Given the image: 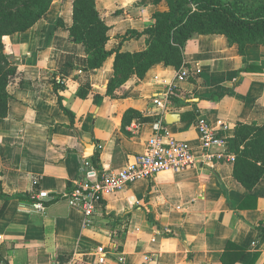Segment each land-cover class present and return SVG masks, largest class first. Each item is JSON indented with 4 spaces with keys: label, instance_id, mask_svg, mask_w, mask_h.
I'll return each mask as SVG.
<instances>
[{
    "label": "crops",
    "instance_id": "crops-1",
    "mask_svg": "<svg viewBox=\"0 0 264 264\" xmlns=\"http://www.w3.org/2000/svg\"><path fill=\"white\" fill-rule=\"evenodd\" d=\"M72 8L73 0H54L33 27L4 37L6 53L22 71L9 87L8 116L0 118V177L6 194L27 193L33 199L39 190L63 193L96 177L94 165L84 168L88 144L95 145L100 170L126 167L146 150L159 111L153 98L164 96L169 84L175 90L165 126L198 156L201 116L228 123L229 138L239 122L264 124V45L248 44L245 55L263 70L245 71L238 45L225 35L194 34L184 46L186 79H177L175 67L156 64L143 79L130 78L122 96L113 98L106 90L115 57L98 70L87 68L86 49L68 29ZM97 8L111 27V49L117 35L143 31L168 4L97 0ZM59 17L64 28L56 25ZM146 38L125 41L123 50L146 48ZM54 79L62 85L59 92ZM84 84L91 89L81 98ZM59 95L73 118L60 107ZM130 109L141 116L124 119ZM168 113L180 119L168 124ZM186 113L192 116L183 119ZM233 168V163H198L139 180L106 194L88 224L65 199L41 212L33 208L34 199L0 198V264H101L99 247L107 252L103 264H226L222 256L229 241L243 249L235 264H251L255 254L253 264H264V175L248 190Z\"/></svg>",
    "mask_w": 264,
    "mask_h": 264
},
{
    "label": "trees",
    "instance_id": "trees-1",
    "mask_svg": "<svg viewBox=\"0 0 264 264\" xmlns=\"http://www.w3.org/2000/svg\"><path fill=\"white\" fill-rule=\"evenodd\" d=\"M163 0H154L159 4ZM168 10L156 11L153 23L143 31L129 29L117 35V42L107 48L110 40V26L100 15L97 0H73L72 25L68 28L71 39L82 44L88 55L90 70L100 69L105 61L114 55L113 75L110 77L106 94L113 98L122 96L124 84L132 77L143 79L156 64L173 66L177 70L185 65L184 46L194 34H223L230 44H237L243 56L245 71L263 70L262 65L246 61L248 44L264 45V0H165ZM54 0H0V118L9 113L12 98L10 85L21 78L22 71L5 51L4 37L23 32L33 27L49 11ZM57 27H65L62 17ZM147 35L146 48L137 51L123 50L125 41ZM62 85L54 79V89L59 92ZM91 85L84 84L78 90V96L86 98ZM59 94V93H58ZM60 107L73 118L59 95ZM141 116L139 111L130 109L124 119ZM183 115V119L191 117ZM147 120H151L147 118ZM228 149L235 153L234 177L248 190L260 181L264 175V124L239 122L235 135L229 138ZM92 164L100 169L97 154L90 158ZM0 198H19L33 201L32 195L24 193L8 195L4 192L0 177ZM53 202V201H50ZM48 202V203H50ZM47 203V204H48ZM243 249L229 241L222 256L226 264H235ZM228 257V261H227ZM255 254L251 264L255 262Z\"/></svg>",
    "mask_w": 264,
    "mask_h": 264
},
{
    "label": "built area",
    "instance_id": "built-area-1",
    "mask_svg": "<svg viewBox=\"0 0 264 264\" xmlns=\"http://www.w3.org/2000/svg\"><path fill=\"white\" fill-rule=\"evenodd\" d=\"M188 74V69L182 67L178 70L177 79H186ZM174 90L175 86L169 84L164 96L153 98L154 104L159 108L153 122V133L147 141L146 150L137 154L130 164L116 171L96 168L98 173L96 177L86 178L83 183L63 193L39 190L33 193V208L44 212L48 202L65 199L70 206L83 212L85 223L88 224L106 194L116 193L134 182L154 178L164 171H185L195 167L198 163L204 166L214 162L234 163L236 155L228 149L227 132L231 128L228 123L219 121L216 124L204 116L197 119L196 128L202 149L200 156L195 153L194 148L188 142L172 135L165 126L164 119ZM92 165L91 161L84 159V168ZM33 182L36 185L39 181L35 179ZM98 253L99 262L103 264L107 252L104 247H99ZM119 260L123 262L124 257L120 256Z\"/></svg>",
    "mask_w": 264,
    "mask_h": 264
},
{
    "label": "water",
    "instance_id": "water-1",
    "mask_svg": "<svg viewBox=\"0 0 264 264\" xmlns=\"http://www.w3.org/2000/svg\"><path fill=\"white\" fill-rule=\"evenodd\" d=\"M179 119H180V115L177 113H168L166 115V122L168 124L178 121ZM94 146H95L94 144L87 145L85 158H88L93 155Z\"/></svg>",
    "mask_w": 264,
    "mask_h": 264
}]
</instances>
